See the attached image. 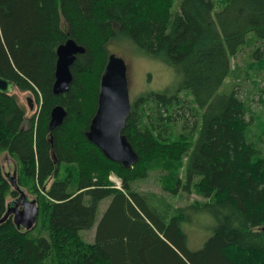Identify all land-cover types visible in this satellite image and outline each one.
Returning a JSON list of instances; mask_svg holds the SVG:
<instances>
[{
  "label": "trees",
  "instance_id": "16d2710c",
  "mask_svg": "<svg viewBox=\"0 0 264 264\" xmlns=\"http://www.w3.org/2000/svg\"><path fill=\"white\" fill-rule=\"evenodd\" d=\"M216 7L214 0H0V75L34 93L40 107L28 117L15 94H0V219L19 194L3 155L40 209L29 231L12 218L0 222V264H264V133L252 134L249 107L228 82L247 46L264 66V0ZM121 37L180 75L175 88L132 103L124 134L139 161L131 168L86 137L108 44ZM70 38L86 53L71 68L69 92L56 95L57 49ZM57 105L67 116L51 130ZM151 175L167 196L139 190ZM198 219L211 234L192 249L183 225L196 228ZM96 223L88 242L80 232Z\"/></svg>",
  "mask_w": 264,
  "mask_h": 264
},
{
  "label": "rangeland",
  "instance_id": "374dc122",
  "mask_svg": "<svg viewBox=\"0 0 264 264\" xmlns=\"http://www.w3.org/2000/svg\"><path fill=\"white\" fill-rule=\"evenodd\" d=\"M217 3L216 11L221 9V6L225 4L226 0H214ZM253 38V34L249 36ZM264 49V48H262ZM108 50L110 54H116L125 59L128 67V80H129V93L131 103L135 102L144 93L150 91H164L168 88H175L180 80V75L172 67L168 66L166 63L153 59L151 57L142 54L138 47L127 37H121L117 40L114 39L108 44ZM252 46H247L243 51L237 55L232 60V67L234 69L232 75L228 79L229 84H237L238 95L245 101L250 110L249 119H252L253 124L251 127L252 134L262 133L259 129H263L264 133V66H261L256 58L252 57ZM19 102L26 108L27 116L31 117L39 110V104L37 102L36 96L32 92H22L18 89L14 91ZM182 99L188 101L190 98L189 92L182 91L180 93ZM31 99L32 108L28 102ZM184 112V110H180ZM186 107V117L189 118L188 127L191 129L195 125L196 119L193 118ZM191 129H188L189 132ZM188 130H186L188 132ZM259 134V135H260ZM2 162L7 166L6 171L13 175L15 167L13 165L14 160L8 155L2 156ZM12 163V164H11ZM111 181L119 188L121 186V180L115 176L111 175ZM137 187L142 192H153L155 194H164L160 186L156 183L155 175L145 181H140L137 183ZM26 194L31 199H36V194H32L26 191ZM191 199L200 198L199 196L191 195ZM13 200L9 198L8 202ZM177 205L185 206V203L189 201H175ZM110 199H104L100 202L98 210V221L102 218L107 207L109 206ZM205 221L203 219L196 220V228H187L192 226L189 224H184V229L187 230L189 235V244L192 249H200L203 247L204 242L211 234L204 231ZM97 223L91 230H83L80 235L88 242H94L96 236ZM187 228V229H186ZM202 229V230H201ZM208 234V236H207ZM204 238V240H203Z\"/></svg>",
  "mask_w": 264,
  "mask_h": 264
},
{
  "label": "water",
  "instance_id": "95a60500",
  "mask_svg": "<svg viewBox=\"0 0 264 264\" xmlns=\"http://www.w3.org/2000/svg\"><path fill=\"white\" fill-rule=\"evenodd\" d=\"M86 53L85 47L70 38L57 49V65L55 73L54 94L64 95L69 92L73 81L72 66L78 55ZM128 67L124 58L110 54L105 71L101 78V91L96 113L86 132L87 139L96 145L110 161L125 168L133 167L139 161L134 146L124 134L131 115L132 103L129 93ZM14 81L0 75V94L11 95L16 90ZM32 108L31 99H28ZM67 110L57 105L51 112L49 127L56 129L64 123ZM10 177L13 188L22 198V209L15 201L7 202L6 213L0 222L12 216L18 228L31 230L39 216L36 199H30L17 183V169ZM20 200V199H19Z\"/></svg>",
  "mask_w": 264,
  "mask_h": 264
},
{
  "label": "flooded vegetation",
  "instance_id": "af4514ba",
  "mask_svg": "<svg viewBox=\"0 0 264 264\" xmlns=\"http://www.w3.org/2000/svg\"><path fill=\"white\" fill-rule=\"evenodd\" d=\"M29 197V196H28ZM20 199V200H19ZM31 199V198H30ZM16 200V203L19 205V208L20 209H22L23 208V206L21 205V202L23 201L22 200V198L20 197V194H18V195H16L15 197H13V200H11V201H15ZM11 201H9V202H11ZM10 218H12V216L10 217Z\"/></svg>",
  "mask_w": 264,
  "mask_h": 264
},
{
  "label": "crops",
  "instance_id": "0c3cea01",
  "mask_svg": "<svg viewBox=\"0 0 264 264\" xmlns=\"http://www.w3.org/2000/svg\"><path fill=\"white\" fill-rule=\"evenodd\" d=\"M13 160V159H12ZM12 164V163H11ZM4 165H5V167L7 166L5 163H4ZM13 165H14V167H15V169H16V163L15 162H13ZM15 171V170H14ZM14 173V172H13Z\"/></svg>",
  "mask_w": 264,
  "mask_h": 264
}]
</instances>
